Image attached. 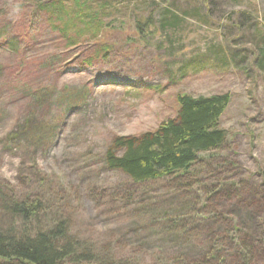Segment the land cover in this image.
Here are the masks:
<instances>
[{"label":"rangeland","instance_id":"374dc122","mask_svg":"<svg viewBox=\"0 0 264 264\" xmlns=\"http://www.w3.org/2000/svg\"><path fill=\"white\" fill-rule=\"evenodd\" d=\"M75 1L0 0V229L5 198L39 200L117 262L264 264V0ZM181 94L230 96L224 144L165 178L110 168Z\"/></svg>","mask_w":264,"mask_h":264},{"label":"trees","instance_id":"16d2710c","mask_svg":"<svg viewBox=\"0 0 264 264\" xmlns=\"http://www.w3.org/2000/svg\"><path fill=\"white\" fill-rule=\"evenodd\" d=\"M81 4L85 3L76 0L73 10ZM97 6L102 9L105 1L98 0ZM82 22L87 30L94 22L100 24L97 18H85V15ZM69 23L65 22L63 27ZM256 63L264 68V52ZM229 102L228 94L211 97L181 94L176 118L165 121L152 132L117 137L106 154L108 166L122 170L137 182L188 172L200 154L210 153L224 144L227 132L220 120ZM116 149L122 150V154H117ZM5 199L2 211L13 222L0 229V260L9 264H126L108 256L109 251L100 254L92 247L84 249L86 246L70 233L67 221L61 217L49 219L42 223L43 227L39 225L40 212L47 210L42 201ZM17 218L26 225L19 228ZM238 251L242 262L250 257L245 245H239Z\"/></svg>","mask_w":264,"mask_h":264}]
</instances>
